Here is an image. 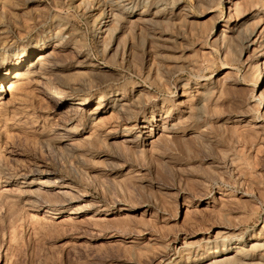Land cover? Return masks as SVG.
<instances>
[{
    "label": "rangeland",
    "instance_id": "obj_1",
    "mask_svg": "<svg viewBox=\"0 0 264 264\" xmlns=\"http://www.w3.org/2000/svg\"><path fill=\"white\" fill-rule=\"evenodd\" d=\"M261 66L264 0H0V264H264Z\"/></svg>",
    "mask_w": 264,
    "mask_h": 264
},
{
    "label": "bare ground",
    "instance_id": "obj_2",
    "mask_svg": "<svg viewBox=\"0 0 264 264\" xmlns=\"http://www.w3.org/2000/svg\"><path fill=\"white\" fill-rule=\"evenodd\" d=\"M231 1V0H230ZM231 4V3H230ZM233 5V4H232ZM218 33V32H217ZM220 34H221V31H220ZM219 35V34H218ZM46 58L44 57V54H41L40 56H38V59H37V61H35V63L34 64H32V65H30V67L31 68H33V70H35L36 68H37V65H38V67H39V65L41 66V64L43 65L44 64V62H46ZM86 67H89V68H92V67H96V66H94V64H89V65H87ZM261 67H264V66H261ZM53 68V67H52ZM227 72V71H226ZM25 73V72H24ZM24 73H22V74H24ZM32 73V72H31ZM8 74V71H7V73L5 74V75H7ZM15 75L13 76V78L14 79H16L17 81H18V79H20L23 75H21V73H19V71H16L15 73H14ZM27 74V73H26ZM34 74V72L32 73V75ZM259 74H261V73H259ZM26 76V75H25ZM257 77V76H256ZM258 77H259V75H258ZM25 79V78H24ZM257 79V78H256ZM259 79V78H258ZM258 79H257V81H258ZM15 80V81H16ZM21 80H22V78H21ZM255 81V80H254ZM20 82V81H19ZM4 84V83H3ZM19 85H20V83H18ZM254 84H255V82H254ZM19 85H15V84H13L12 82H9L8 83V86L5 88V91H10V92H12L13 90H15L16 88H18V87H16V86H19ZM253 85V84H252ZM255 86H257L256 84H255ZM3 87V85H2V83H0V88H2ZM49 87V86H48ZM52 87V86H51ZM255 88V87H254ZM12 90V91H11ZM48 90V89H47ZM53 90V89H52ZM46 91V90H45ZM44 91V92H45ZM54 91V90H53ZM1 92V91H0ZM47 92V91H46ZM52 92V91H51ZM56 92V91H55ZM57 92H58V90H57ZM254 92V91H253ZM258 92V91H257ZM60 93H61V91H60ZM54 94V93H53ZM62 94V93H61ZM254 94V93H253ZM45 95V94H44ZM49 96V95H48ZM258 96H259V94H258ZM263 96V95H262ZM53 97V96H52ZM259 97H261V96H259ZM254 98V97H253ZM258 99V98H257ZM82 100V99H81ZM80 100V101H81ZM259 101H260V99H258ZM262 101V100H261ZM1 102V101H0ZM258 102V101H257ZM264 102V101H263ZM1 104V103H0ZM76 104V103H75ZM77 104L78 105H82L83 103L82 102H77ZM261 104H262V102H261ZM259 105H260V102H259ZM263 107V106H262ZM171 128V127H170ZM65 185V184H64ZM126 209V208H125ZM58 211V210H57ZM50 212V211H49ZM102 212V211H101ZM101 212H99V213H101ZM120 212V211H119ZM47 214V213H46ZM97 214V213H96ZM107 214H109V213H107ZM48 216V215H47ZM54 216H57V215H54ZM125 237V236H124ZM111 238H112V236H111Z\"/></svg>",
    "mask_w": 264,
    "mask_h": 264
}]
</instances>
